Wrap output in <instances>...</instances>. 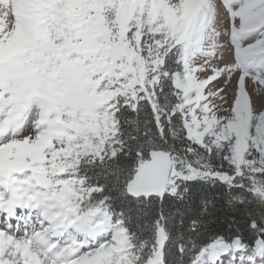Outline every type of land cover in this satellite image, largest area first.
Segmentation results:
<instances>
[{"label": "snow or ice", "instance_id": "1", "mask_svg": "<svg viewBox=\"0 0 264 264\" xmlns=\"http://www.w3.org/2000/svg\"><path fill=\"white\" fill-rule=\"evenodd\" d=\"M0 264H264V0H0Z\"/></svg>", "mask_w": 264, "mask_h": 264}]
</instances>
